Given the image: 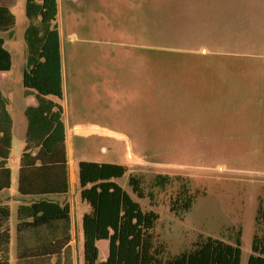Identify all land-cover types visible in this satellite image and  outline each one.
Segmentation results:
<instances>
[{
  "label": "rangeland",
  "instance_id": "374dc122",
  "mask_svg": "<svg viewBox=\"0 0 264 264\" xmlns=\"http://www.w3.org/2000/svg\"><path fill=\"white\" fill-rule=\"evenodd\" d=\"M19 9L8 46L12 65L0 72L12 118L10 264H16L26 101L25 14ZM56 24L64 36L59 102L75 170L85 160L127 165L141 175L154 201L139 203L159 213L155 232L170 254L202 236L227 239L240 226V264H246L256 208L264 203V0H59ZM229 79L235 92H224ZM222 122L234 126L231 141L212 133ZM203 125L207 133L198 134ZM158 173L183 179L165 189L150 186ZM127 179L128 173L116 181L131 193ZM181 180L194 201L176 215L168 202ZM77 240L73 264H83L80 227ZM98 248L104 259L107 240Z\"/></svg>",
  "mask_w": 264,
  "mask_h": 264
},
{
  "label": "trees",
  "instance_id": "16d2710c",
  "mask_svg": "<svg viewBox=\"0 0 264 264\" xmlns=\"http://www.w3.org/2000/svg\"><path fill=\"white\" fill-rule=\"evenodd\" d=\"M27 25L23 32L26 45L22 72L24 97L32 96L34 105L24 109L26 129L18 165V193L37 197L17 207L16 264H73L69 244L70 208L49 199L66 195L69 189L62 120L63 97L59 33L56 24L57 0H25ZM13 13L0 6V31L11 34ZM11 54L0 37V72L11 68ZM51 97L57 98L53 100ZM9 98L0 90V191L9 188L11 172L12 118ZM128 173L131 193L116 180ZM183 179L158 173L150 184L165 189ZM168 208L176 214L190 210L194 195L188 182L181 180ZM79 198L89 206L81 217L83 264H240L241 227L227 239L210 235L200 237L189 249L170 254L168 245L155 232L159 213L142 208L138 199L154 201L152 190L143 188L139 174L127 165L80 160L77 163ZM135 196V197H134ZM137 198V199H136ZM10 208L0 205V264L9 263ZM107 240L104 259L99 257L98 242ZM246 264H264V203L258 202L254 231Z\"/></svg>",
  "mask_w": 264,
  "mask_h": 264
},
{
  "label": "crops",
  "instance_id": "0c3cea01",
  "mask_svg": "<svg viewBox=\"0 0 264 264\" xmlns=\"http://www.w3.org/2000/svg\"><path fill=\"white\" fill-rule=\"evenodd\" d=\"M228 2H231V0H228ZM20 5V9L19 11L21 12L22 9L24 10V6H25V0H0V6H4L7 7L14 15L15 17V26L17 23V17H16V10H17V6ZM58 6H59V0H57V15H58ZM25 14V13H24ZM57 19V16H56ZM24 26L26 27L27 25V19L25 17L24 20ZM14 26V28H15ZM24 27V29H25ZM14 28L12 29L11 34H9L6 31H0V37L4 40V46L8 49V51L10 52L9 49V42L14 38L15 32H14ZM59 33V45H60V55H61V72L63 75V60H62V39H64L62 33L60 31H58ZM11 54V52H10ZM24 56L26 59V45L24 48ZM11 60H12V56H11ZM236 82H233L232 80H228L225 81L223 85V89L224 92L228 93L231 92V90L233 92L235 87ZM245 82L244 81H238V88H242V90H244V86ZM63 90V89H62ZM26 101L25 104L22 108L23 114H24V109L26 106L28 105H34L35 104V100L32 96L29 97H25ZM53 100H57V98L55 97H51ZM58 101V100H57ZM63 112H64V108H63ZM25 117V116H24ZM62 120H63V115H62ZM64 126H65V145H66V154H67V164H68V181H69V189L66 195H51L48 198L52 199V200H56L58 201L60 204H64L67 203L69 205L70 208V234H71V240L69 242L71 248H72V253L76 252V249L79 250L78 247V240H77V232H78V228L80 227L81 230V217L83 215V213L87 212L89 210V206L85 203L82 202L79 198V189H78V183H77V171L75 170V166L74 163L71 160H69V156L71 157V148H69V146L67 145V130L68 127L66 126V123L63 121ZM219 123L215 124L214 129L212 130V133L215 135H218V139L217 140H221L223 142H228L231 141L232 139H229V133H234V126H229V124H227V122H222L221 125H218ZM97 126V125H95ZM203 130L200 132L199 130V126H198V134L202 133V134H206L207 130H206V125H203ZM25 129H26V119H25V128H24V134H25ZM99 133H101V131H99ZM214 140V139H212ZM17 187H18V178H17ZM9 188L6 189H2L0 191V205H8V201L11 200V196H9L8 194H6V191ZM16 200L19 201V204H27L30 203L31 201L37 199V197H31V196H23L20 195L18 193V189H17V194H16ZM86 204L88 206V210L83 209L82 205ZM9 206V205H8ZM17 206V207H18ZM10 208V207H9ZM16 213H17V209H16ZM11 239V236H10ZM75 260V257H74ZM241 263V262H240ZM75 264V263H74Z\"/></svg>",
  "mask_w": 264,
  "mask_h": 264
}]
</instances>
